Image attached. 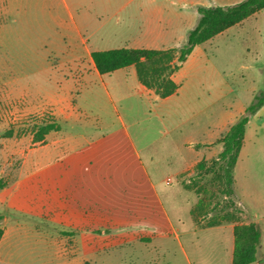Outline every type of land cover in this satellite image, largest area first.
<instances>
[{
    "label": "rangeland",
    "instance_id": "rangeland-1",
    "mask_svg": "<svg viewBox=\"0 0 264 264\" xmlns=\"http://www.w3.org/2000/svg\"><path fill=\"white\" fill-rule=\"evenodd\" d=\"M240 1L195 0L179 6L194 13L196 23L199 6ZM63 7L62 0H0V178L6 183V191L0 189V214L5 226L22 225L27 232L23 242L13 240L18 247L3 252L4 264H233L235 228L252 222L263 230L254 264H264V111L246 126L233 171L234 196L228 195L216 162L225 134L214 143L176 144L178 133L163 137L170 127L149 113L137 95L121 97L117 88H111L115 103L140 156L116 124L108 128V148L118 153L124 146L130 156L122 160L116 155L98 170L89 159L75 166V136L86 135L78 147L89 151L94 130L90 124H76V118L89 123L91 118L75 107L80 99L90 103L97 67L85 40L78 47L67 40L51 45L55 32L49 29L50 19ZM263 16L258 12L201 46L211 58L210 70L226 77L228 113H240L264 92ZM64 98L71 108L68 117L61 111ZM50 121L60 129L50 132L45 143H35L37 128ZM194 151L203 157L190 167ZM43 186L78 196L97 189L99 204L92 209L129 221L121 227L103 222L95 232L96 223L60 222L64 210L76 206L47 204ZM151 186L157 187L163 207L156 204ZM194 197L198 202L189 206L187 200ZM125 200L131 205L129 212ZM213 227L224 233L206 231ZM47 232L50 248L42 239ZM120 233L128 238L124 248L116 245ZM92 237L98 254L92 252Z\"/></svg>",
    "mask_w": 264,
    "mask_h": 264
},
{
    "label": "crops",
    "instance_id": "crops-1",
    "mask_svg": "<svg viewBox=\"0 0 264 264\" xmlns=\"http://www.w3.org/2000/svg\"><path fill=\"white\" fill-rule=\"evenodd\" d=\"M184 1L191 4L195 0H89V2L62 0L63 9L55 12V17L50 19L49 29L55 33L49 40L52 46L55 43L62 45L61 42L67 40L76 47L85 40L92 53L121 48L156 50L174 48L173 46L186 42L189 30L197 23V21L194 22V13H189V10L184 8L185 6H179V3ZM263 12L264 10L259 13ZM179 31H187V34H179ZM227 31L229 29L223 33ZM202 45L196 46L179 70L173 74L172 79L178 88L174 94L165 98L159 97L143 85L133 66L106 75L100 74L97 70L94 83L91 86L90 103L81 102L80 99L79 108L75 107V111L80 110L83 116L91 118V123L85 121L84 118L81 120L76 118V124H81L84 127L90 124L94 129L89 151L81 146L78 147L79 142L83 143L86 140V135L75 136L77 147L74 156L75 166L78 167L84 160L89 159L92 169L98 170L104 162L108 160L106 162L108 164L116 155L122 160L130 156L129 150L125 151L124 146L118 153L112 152L108 148L111 134L108 128L116 124L125 131L134 153L137 156L141 154L128 133L111 88H117L121 97L135 94L142 99L148 105V112L156 113L160 120L170 127L165 131L163 137L174 132L178 133L179 137L175 139L176 144L179 142L191 145L214 143L226 134L246 108L238 114L228 113L226 77L222 76L221 72L210 70L211 58L202 50ZM68 103V98H64L61 111L65 117L70 115L69 109L71 108ZM263 111L264 106L254 117H259ZM192 153L193 162L190 167H194L203 157L201 153L195 151ZM184 164H186L185 161ZM138 187L146 189L145 186ZM1 190L6 191V188ZM150 191L156 199V204L163 207V199L157 187L151 186ZM42 192L48 200L47 204L53 203L62 208L76 206V209L72 211L65 209L64 214L60 216V222H71L82 226L86 223H96L98 225L95 232L98 230L99 224L103 222L115 223L121 227L129 221L127 218H115L108 210L92 209L99 204L97 189L91 188L89 194L83 193L85 202L82 200V196L74 195V193L68 195L64 189L62 193L56 186H43ZM168 198L173 199L171 195H168ZM187 201H189V206H192L198 202V198H189ZM123 206L129 212L131 205L128 200L124 201ZM3 221L0 222V227L4 229V235L0 242V264H4L3 252L7 248L12 250L13 247H18L19 243L16 244L13 240L16 238L23 242L22 240L27 237V232L22 225L8 228ZM206 231L223 232L219 227L208 228ZM82 236L87 237L86 235ZM37 237L40 235L37 234ZM116 238L118 239L116 244L118 248L127 246V235L120 233ZM42 239L47 240L46 245L50 248L51 233H44ZM93 239L95 237H92L91 245L93 244V246L91 249L93 253L98 254L99 247L96 242L93 243ZM138 243L140 244V242ZM143 251L146 252V249L144 248Z\"/></svg>",
    "mask_w": 264,
    "mask_h": 264
},
{
    "label": "trees",
    "instance_id": "trees-1",
    "mask_svg": "<svg viewBox=\"0 0 264 264\" xmlns=\"http://www.w3.org/2000/svg\"><path fill=\"white\" fill-rule=\"evenodd\" d=\"M264 10V0H242L231 5L199 6L198 20L189 30L186 42L179 48L168 49H133L121 48L103 52H93L92 58L100 74H111L117 70L134 66L140 82L149 89H154L159 97L165 98L177 91V84L172 76L179 70L196 46L202 45L231 27L243 22ZM176 60L175 64L172 61ZM264 106V92L255 96L254 101L246 107L243 114L231 125L220 139L222 150L218 155L221 179L226 185L229 196H234L233 171L243 147L245 129L254 116ZM60 126L54 122L42 123L34 133L35 143H45V137ZM6 183L0 178V189ZM4 216L0 214V222ZM4 229L0 227V242ZM238 246L233 264H254L259 260V249L263 230L258 222L235 228Z\"/></svg>",
    "mask_w": 264,
    "mask_h": 264
}]
</instances>
